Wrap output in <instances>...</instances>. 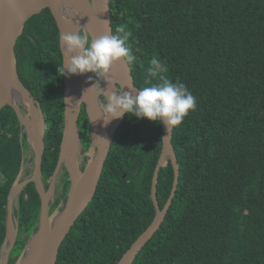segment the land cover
<instances>
[{
  "label": "trees",
  "instance_id": "1",
  "mask_svg": "<svg viewBox=\"0 0 264 264\" xmlns=\"http://www.w3.org/2000/svg\"><path fill=\"white\" fill-rule=\"evenodd\" d=\"M110 7L113 33L119 25L133 33L129 43L139 60L130 66L135 84L147 86L146 69L155 56L166 63L165 75L183 82L196 100L173 130L180 166L176 193L133 264H264V0H110ZM15 53L20 78L44 113L48 184L65 122L60 31L50 9L27 21ZM20 122L13 107L3 108L0 257L8 196L21 167ZM79 129L89 147L87 110L80 114ZM162 149L163 122L124 116L96 195L61 245L57 264L118 263L155 218L152 181ZM62 170L66 199L71 181L65 166ZM175 179L168 158L158 181L161 208ZM40 211V194L29 182L16 208L18 233L9 264L36 231Z\"/></svg>",
  "mask_w": 264,
  "mask_h": 264
},
{
  "label": "water",
  "instance_id": "2",
  "mask_svg": "<svg viewBox=\"0 0 264 264\" xmlns=\"http://www.w3.org/2000/svg\"><path fill=\"white\" fill-rule=\"evenodd\" d=\"M66 1L67 0H0V113L7 105L13 107L16 110L21 123L28 128V121H33L32 112L34 108V110L39 113L40 122L38 121V124L41 126L38 145H33L36 149V166L34 177L32 179L36 182L37 188L42 196V208L36 231L30 236L23 252L15 264H57L61 245L81 214L89 206L90 202L96 195L113 140L124 118L112 119L108 123H105L108 116L103 112V102L101 100L103 95L100 92L99 83L96 87L91 88L97 80H99V78L96 77L94 73L87 72L88 79L89 77H92V79H89L88 99L83 100L82 102L86 105L87 113L90 119V137L92 142L89 146L91 157L87 160L85 169L82 172L79 164L82 144L79 129V117L83 103L81 102L78 104L76 108L73 109L72 114H70V106L72 104L71 80L65 68L64 135L61 145V154L53 176L51 190L54 189L57 175L63 166H65L69 172L71 186L67 194V198L51 212L49 199L52 191L47 194L42 185V164L45 150L44 136L46 128L45 117L39 100L33 95L20 78L15 49L27 21L47 8L51 10L57 22L60 36L62 33H75V29L68 22L66 17L68 10L66 7H63ZM80 1L83 3L86 11L85 24L91 27H80L77 31H85L89 34L90 38H95L105 34H114L110 0H98L97 3L95 0H92L91 3L89 0ZM60 47L62 50L61 40ZM62 54L64 66V64L68 63L70 54L64 52L63 50ZM74 54L75 53L72 55ZM108 77L111 79L112 84L109 85L108 80H103V84L101 86L102 91H115L116 89L121 88L122 91H125L120 78L125 79L127 82L126 91L133 90V95H135V91H138L139 87L135 84L131 67L123 60L112 64L108 72ZM16 86L20 87L22 91H24L23 93L30 98L32 102V104H27L23 101L28 105L30 113L28 115H25L20 109L18 105L19 100L16 101L14 99ZM97 119H101L106 127L107 131L104 137H99L97 135ZM173 130L174 127L169 130L163 123V149L156 165L152 181V199L156 208L155 218L150 226L123 254L117 264H133L139 252L161 227L170 208L172 199L178 187L180 174V166L178 164L176 152L172 142ZM28 131L30 138V130L28 129ZM75 142H79L80 150L77 155L75 167L71 169L68 164L67 155L76 145ZM168 158H170L173 162L176 171V179L167 204L164 208H161L158 199V181L161 168L166 163ZM75 169L78 173L79 184L75 180ZM19 179L20 176L18 177L16 184L19 182ZM24 184L25 182H23L21 186ZM11 205L12 202L10 201L8 207L9 223L7 228V237L3 245V254L0 257V264H9L10 255L14 249L17 239V229L13 225L12 221ZM31 240H34V246L29 251L28 248Z\"/></svg>",
  "mask_w": 264,
  "mask_h": 264
},
{
  "label": "clouds",
  "instance_id": "3",
  "mask_svg": "<svg viewBox=\"0 0 264 264\" xmlns=\"http://www.w3.org/2000/svg\"><path fill=\"white\" fill-rule=\"evenodd\" d=\"M115 33L95 38H90L89 34L82 30L62 33L60 36L62 50L70 54L68 63L63 66V74L65 68L69 75L92 72L99 80H108L111 85L108 72L113 63L120 60L130 66L139 63L129 43L133 36L132 31L127 30V25H119ZM73 53L75 54L72 55ZM167 72L166 63L153 56L146 69L144 83L147 86L138 88L135 95L133 90L122 91L121 88L115 91H102L100 86V92L105 97L103 112L108 116L105 123L128 115L163 122L169 130L179 126L188 112L195 109L196 100L183 82L169 79L165 75ZM149 78H154L156 82ZM99 80L91 88L96 87Z\"/></svg>",
  "mask_w": 264,
  "mask_h": 264
},
{
  "label": "bare ground",
  "instance_id": "4",
  "mask_svg": "<svg viewBox=\"0 0 264 264\" xmlns=\"http://www.w3.org/2000/svg\"><path fill=\"white\" fill-rule=\"evenodd\" d=\"M97 3L98 0H95ZM63 7H66L68 12L66 13V17L68 22L72 25V27L75 29V31L79 30L80 27H91L89 25H86L85 23V7L83 3L80 0H67ZM71 80V90H72V104L70 106V114H72V111L78 104H80L83 100L88 99V90H89V79H88V73L84 74H72L69 75ZM125 91L127 90V82L125 79L120 78ZM22 91V89L18 86L15 88L14 92V99L16 101H25L27 104H32L30 98H28ZM20 104V102H19ZM30 114V113H29ZM71 117V116H70ZM32 118L33 121H28V129L30 130V138L32 141V144L34 146L38 145L39 136H40V128L41 126L38 124V121L40 122L39 113L38 111L34 110L32 112ZM106 127L104 126L101 119H97V125H96V132L99 137H104L106 134ZM74 148L68 153V164L70 165L71 169L75 167L77 155L79 153V142H75ZM76 173L75 180L79 182L78 173L76 172V169L74 170ZM18 186L14 190V194L18 191ZM34 246V240H31L29 244V251Z\"/></svg>",
  "mask_w": 264,
  "mask_h": 264
},
{
  "label": "flooded vegetation",
  "instance_id": "5",
  "mask_svg": "<svg viewBox=\"0 0 264 264\" xmlns=\"http://www.w3.org/2000/svg\"><path fill=\"white\" fill-rule=\"evenodd\" d=\"M101 98L105 101V97L104 96H102ZM19 102H20V104H19ZM19 102H18V105H19L20 109L22 110V112L25 114L26 113L25 109L28 111L29 108L27 109L26 106L22 105V100L19 101ZM84 106L86 107L85 104H82L81 112H82V109H83ZM9 136H12V134H10ZM19 136H20L19 146L21 147V150H22L21 167H20L19 174H18V176H17V178H16V180H15V182H14V184L11 187L10 192H9L8 202H7V214H6V224H7V228H8V223H9L8 207H9V202L11 201L12 202V205H11L12 206V221H13V225L17 229V233H18V215H16V208L18 206L20 194H21L22 190L24 189L25 185L28 184L29 182H34V184H35V186L37 188L36 182L32 179L34 177V171H35V166H36V149L33 146L32 142H31V140L29 138L28 128L26 126H24L21 122H20ZM25 144H26V146H25ZM44 152H45V150H44ZM43 161H44V156H43ZM56 168H57V166H56ZM63 172H64V170H62V168H61V170L59 171V173L57 175V178H56L55 187H54L53 190H51V185H52V180H53L54 174L52 175L49 183L46 184L45 179H44V175H43V164H42V185H43L44 191L47 194L50 191H52V194H51L50 199H49L50 210H53V207L55 205H57L56 206V208H57L60 205V203L63 201V198H62L63 185L60 184ZM54 173H55V171H54ZM19 176H20L19 182L16 184V181H17ZM26 181H28V182H26ZM23 182H25V184L23 186H21V184ZM17 186L19 187L18 191L16 192V194H14V190H15V188ZM37 190H38V188H37ZM38 192L40 194L39 190H38ZM40 197H41V208H42V196H41V194H40ZM57 199H61L60 203L57 202ZM15 218H17V225H15V223H14Z\"/></svg>",
  "mask_w": 264,
  "mask_h": 264
},
{
  "label": "rangeland",
  "instance_id": "6",
  "mask_svg": "<svg viewBox=\"0 0 264 264\" xmlns=\"http://www.w3.org/2000/svg\"><path fill=\"white\" fill-rule=\"evenodd\" d=\"M99 87L100 86H102V84H103V80H100L99 81ZM102 100V102L104 103L105 101L103 100V99H101ZM83 104H84V102H82ZM22 105L23 106H26L27 107V109H28V105L25 103V102H23L22 101ZM83 111H85L86 110V107L84 106L83 107V109H82ZM25 111H26V115H28L29 114V110L27 111L26 109H25ZM88 140H87V138H84V139H82V144H81V154H80V156H79V164H80V167H81V169H82V172H83V170L85 169V166H86V164H87V160L91 157V152H90V149H89V147H88ZM25 146H26V144H25ZM90 146V145H89ZM88 147V148H87ZM31 156V155H30ZM33 158V157H32ZM63 200H65V199H63ZM14 223H15V225H17V218H15V220H14ZM3 254V253H2Z\"/></svg>",
  "mask_w": 264,
  "mask_h": 264
}]
</instances>
